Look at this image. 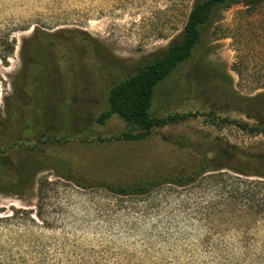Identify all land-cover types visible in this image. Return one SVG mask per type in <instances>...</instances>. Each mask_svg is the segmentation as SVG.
<instances>
[{
  "label": "rangeland",
  "instance_id": "obj_1",
  "mask_svg": "<svg viewBox=\"0 0 264 264\" xmlns=\"http://www.w3.org/2000/svg\"><path fill=\"white\" fill-rule=\"evenodd\" d=\"M195 2L0 0V133L8 126L27 138L0 157L9 168L6 178L0 168V264H264V178L222 170L145 196L109 189L179 173L205 147L264 150V136L206 117L140 142L118 140L128 128L117 116L99 123L112 87L166 53ZM42 38L48 42L36 44ZM201 47L166 87L174 104L156 112L219 109L250 122L208 87L204 72L243 97L264 93V0L217 12ZM41 74L58 85L59 108L53 134L36 144L41 125L13 113Z\"/></svg>",
  "mask_w": 264,
  "mask_h": 264
},
{
  "label": "trees",
  "instance_id": "obj_2",
  "mask_svg": "<svg viewBox=\"0 0 264 264\" xmlns=\"http://www.w3.org/2000/svg\"><path fill=\"white\" fill-rule=\"evenodd\" d=\"M245 1L196 0L183 33L170 44L166 53L162 56L144 59L140 62L136 74L112 87L108 100L109 110L101 115L100 125L107 124L114 116L119 117L126 124L128 133L123 134L118 140L126 142L144 141L157 129L177 125L198 117H206L210 124L219 127L234 126L250 136H264V93L254 97H243L231 89L227 82L216 85L214 81L212 82L214 76H211L207 70L204 72V81H207L208 87L224 95L231 102L233 112L245 116L250 122L232 121L228 117H221L220 112L225 114L226 111L219 109L210 110L208 113L167 114L165 116L158 115L155 110L157 104L161 107L174 104L176 96L171 94L166 87L183 65L197 60L201 55L203 37L215 14L238 6ZM46 42H48L47 39L42 38L36 44L41 45ZM13 50L14 48L11 47L9 54H12ZM38 66L43 72V67ZM42 74L41 79L32 78L31 81L35 82L24 87L15 102L17 109L13 113L18 117L16 122L24 120L27 123L41 125L39 133L34 139L36 144L45 143V139H48L53 133L52 129L56 126L52 117L58 113L59 108L55 104L58 102L56 97L59 90L58 85L53 82L48 83ZM46 130L50 132L46 134ZM17 133L20 131L16 129L11 132L8 126L5 131L0 133V157L13 148L18 141H26L27 138L23 135L25 131L21 133V140L17 139ZM212 147L203 148L198 159L192 160V162L188 159L189 167L179 173L154 176L129 186L113 185L109 186V189L114 194L123 197L145 196L163 185L178 188L189 187L201 177L222 170H229L245 177L264 178V150L251 152L234 146ZM0 168H2L1 174H4V178H6L9 168L4 161H0Z\"/></svg>",
  "mask_w": 264,
  "mask_h": 264
},
{
  "label": "flooded vegetation",
  "instance_id": "obj_3",
  "mask_svg": "<svg viewBox=\"0 0 264 264\" xmlns=\"http://www.w3.org/2000/svg\"><path fill=\"white\" fill-rule=\"evenodd\" d=\"M50 131H48V130H46V134H48ZM53 133H51V135H52ZM55 134V133H54Z\"/></svg>",
  "mask_w": 264,
  "mask_h": 264
}]
</instances>
